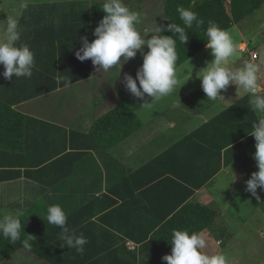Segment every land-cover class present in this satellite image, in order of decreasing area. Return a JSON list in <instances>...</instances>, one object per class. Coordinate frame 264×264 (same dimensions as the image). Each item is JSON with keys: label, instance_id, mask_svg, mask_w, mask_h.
Listing matches in <instances>:
<instances>
[{"label": "crops", "instance_id": "crops-1", "mask_svg": "<svg viewBox=\"0 0 264 264\" xmlns=\"http://www.w3.org/2000/svg\"><path fill=\"white\" fill-rule=\"evenodd\" d=\"M28 1L20 0L21 8L12 5L11 8L6 9L4 11L5 23L7 17H12L18 21L19 25V20ZM79 1H85L89 6L92 4L91 0H68V2L74 3ZM92 1L94 2V0ZM97 2L102 3L103 0H96ZM31 3L37 4L36 10L40 12L47 10L43 6H39L42 3L37 0L31 1ZM123 3L129 9L134 5L133 0H123ZM251 45V42L242 43L238 51L240 52L241 48L247 46L258 53V50ZM248 57L251 63L257 62L253 61L250 55ZM195 58H198L199 62ZM213 59L210 50L206 48L191 60L192 63L188 66L190 68L188 72L180 71L182 67L177 69L176 72L181 73H179V83L176 89L179 87L178 89L181 90V85L188 76H196L197 72L204 69ZM242 65L236 63L235 60L227 66L230 69H236ZM3 69V65H0V83ZM90 82L96 83L93 64L90 79L13 107L26 117L27 129L29 127L37 129V123H46L62 128L67 134V143L63 141V139L65 140L64 135L51 134V143H44L46 151L43 153L38 151V154L32 153L30 157L32 160L39 157L44 158L46 154L47 157H51L42 167H45L47 163L49 165L55 164L52 170L48 172L51 177L55 178L54 181L43 180V176L38 178L36 182L28 180L26 173L29 168L20 167L15 168V172L20 173L17 182H0V195L3 197L9 196L11 189H16L14 196H17L16 201L18 202L0 204V212L7 214L9 212L15 214L17 210H22L24 214L26 206L35 205L36 201L46 198L48 196L47 191L55 188L62 191L58 197L56 196L57 199H54V202L61 206L66 213L69 226L72 227L70 231L76 235L83 234L88 242L84 245V252L80 255V261L74 262L71 259L66 261L65 258L57 264L92 262L95 259L93 254H96L92 243L94 235L102 239L98 244L100 247L106 246L103 241V233L105 238H107V232L124 237L120 229L125 230V228L119 224L118 213H116V219H114L115 216L108 219L107 212L119 210L124 205V200L119 198L118 194L124 195L123 193L130 192L133 194L132 206L137 208V212L129 213L127 208L125 216H132L131 220L133 221L143 220L142 214H146L147 207L151 213V215L148 213L149 216H152V211L155 216H158L160 212L170 211L174 207L177 209L183 203L200 204L217 211L218 216L214 224L202 232L207 242V247L203 251L206 249H227L228 244L235 247L236 234L235 237H231L234 234L226 235L231 238L228 240V244L221 243L219 232L222 231L226 233L239 229L237 231L243 234L238 232V237L248 238L250 232L258 231L257 228L250 231L249 227L257 226L260 230L259 237L264 239V209L263 216L260 211L261 205L264 203V189H257L259 199L245 191L246 181L251 178L252 173L258 171L257 162L253 158L256 152V141L253 140L251 143L244 141L238 146H236L237 144L232 146L228 143L238 135L235 118H232L231 126L230 123L218 121L214 126L208 128L206 133L203 131L200 135H194L240 100L248 98V95L233 97L230 92L226 94L224 90H221L220 95L223 97L211 100L207 99L204 92L200 94L202 90L200 83L191 92L190 90L176 91L164 97L169 98L170 102L168 103L159 102V100L152 102V98L148 97L147 102H152L150 106L139 105V103L134 105L133 102H136V97H133L129 100V104L142 121V128L119 146L100 157V154L95 151L84 153L83 150H78L75 145L82 142L83 139L72 145L69 136L73 131L84 134L97 117L114 108L117 104V92L120 86L118 88L117 86L116 88L106 87L103 89L105 92H99L96 88L93 97H91L87 92L88 90L93 91L92 88L90 89ZM262 83L264 84V80ZM78 85H84V93L88 94L86 103H80V101L75 103V99L69 101L65 95H61L63 91L70 90L69 93L74 96L73 88ZM231 87L234 90L235 85L232 84ZM263 87L260 86V89L264 90ZM195 95L197 97L196 102H193ZM65 101L68 103L64 104ZM159 103L166 105L157 110L155 107ZM90 107L91 109H89ZM152 110L155 111L152 114L149 112L147 115V112ZM85 111L87 116L84 115ZM257 114L258 120L264 115L258 112ZM248 137L244 136L245 139L242 138L241 140H247ZM65 146L66 149L62 151ZM24 152H29L28 146L21 152V155ZM33 155H36L35 159H33ZM162 156L165 158L158 161ZM31 169L32 172L33 169H38L39 172V168ZM35 172L32 173V178L36 174ZM160 173L164 174L162 178L148 184L144 182L151 180L152 175H160ZM110 174L116 178L109 179ZM130 180L132 181L129 182ZM161 184L162 190L156 188ZM114 190H116L117 195L112 192ZM19 201L21 202L19 203ZM110 202H115V204L109 210L107 207ZM81 207H85L83 213L79 212ZM244 208H247L246 215H242ZM237 223L238 226H236ZM217 242L220 243L217 244ZM128 247L129 250L138 248L132 242L128 243ZM65 249L68 248L63 246L60 249L55 260L62 259V254L66 253ZM96 250H103L100 252V257L107 255L106 249ZM206 253L208 254V252ZM18 255H22L24 258L22 262L25 264H52L27 250H21L4 263H11Z\"/></svg>", "mask_w": 264, "mask_h": 264}, {"label": "trees", "instance_id": "trees-1", "mask_svg": "<svg viewBox=\"0 0 264 264\" xmlns=\"http://www.w3.org/2000/svg\"><path fill=\"white\" fill-rule=\"evenodd\" d=\"M226 2L229 3V9ZM102 4L103 2L92 3L89 6L85 1L74 3L62 0L53 4L45 3L39 5L47 9L44 12L36 10L37 4L29 1L25 6L18 25L21 34L20 43L29 45L34 53L35 66L30 78L13 77L12 80H6L3 75L1 77L0 182H17L20 173L15 172V168L20 167L29 168L26 173L28 180L36 182L38 178L43 176V180L54 181L55 178L51 177L48 172L52 170L55 164L49 165L47 163L45 167H42L51 157H47V154L44 158L39 157L36 160L30 159V157L32 153L38 154V151L42 153L46 151L44 143L50 144V136L55 133L64 135L65 140L63 139V141L67 143L66 132L56 125L46 123H37V129H31V127L27 129L26 117L13 107L92 77V61L89 59L81 62L77 59L75 53L82 47L81 37L87 36L89 42L95 39L93 32L105 15L100 9ZM263 5L264 0H165L162 29H166L170 23L183 27L177 12L178 6L191 8L192 11L198 14V18L204 21V24L200 27H197L194 23L192 28L185 29L188 34V40L185 45L177 39L176 52L178 59L176 70L183 67L206 49L205 31L209 21L214 22L222 29L231 31L235 25L259 11ZM162 34L166 36L172 35L170 31H163ZM133 97L125 89L124 85L120 86L117 92L116 106L97 117L84 134L73 131L69 136L71 144L74 145L78 140L83 139L82 142L75 145L77 149L83 150L84 153L95 151L101 157L137 133L143 124L129 104V100ZM250 101L247 97L240 100L219 118L197 131L194 135H200L203 131L206 133V130L214 126L218 121L230 123L229 125L231 126L232 118H235V125L238 126V135L228 143L232 144V146L235 144L238 146L244 141L245 143H251L255 140L250 134L253 124L258 122V114ZM244 136H249L247 140H250H244ZM242 138H244L243 141L241 140ZM44 140L45 142H43ZM26 146H28L29 152H24L21 155ZM64 149H66V146L62 151ZM35 158L36 155H33V159ZM164 158L165 156H162L158 161ZM25 164H28V166H25ZM31 168H39V172L38 169H33L32 172ZM34 172L36 177L33 176L32 178V173ZM163 175V173L152 175L150 177L151 180H145L144 182L146 184L154 182L156 179L162 178ZM113 178H116V176L113 177L110 174L109 179ZM156 188L162 190V184L156 186ZM15 191L16 189H11L10 195L6 197L0 195V204L18 202L16 201L17 196H14ZM61 192L56 188L47 191L48 196L46 198L36 201L35 205L26 206L24 214L20 216V220L24 225V232H21L20 240L11 244L9 240L0 236V264H3L21 250L33 252L52 264H57L65 260V258L66 261L68 259L74 262L80 261L82 253L77 252L75 249L72 252V248H68L60 239L62 230L55 225L48 224L46 220L47 208L50 205H56L54 199H57ZM112 192L117 195L116 190ZM123 194H118V197L124 200V205L117 211L110 213L108 211L107 218L112 219L115 216L114 219H116V213H118L119 224L125 228V230L120 229L124 237L107 232V238H105L103 233V241L106 246L100 247L98 244L102 239L94 235L92 243L94 251H96V254H93L95 259L92 262L89 261V263H82L166 264L161 258L165 255H170L172 252L170 243L173 230L202 233L214 224L218 216L217 211L207 206L183 203L177 209L174 207L170 211L160 212L158 216H155L153 211L152 216H149L151 213L147 207L146 214H142L143 220L133 221L131 220L132 216H125L127 208L130 211L129 213L137 212V208L132 206L133 194L131 192ZM106 198L109 199L108 197ZM113 204L115 202H110L107 209H112ZM83 208L85 207L79 208L80 213H83ZM109 225L111 226V224ZM66 226L69 230L72 229L69 226L68 219ZM26 235H31L32 237L29 238ZM24 239H30V249L22 247L21 241ZM129 242L136 244L138 248L129 250ZM61 245L68 249H65L66 253L62 254V259L55 260L57 253L60 252ZM96 249H106L107 255L100 257V252L103 250L97 251Z\"/></svg>", "mask_w": 264, "mask_h": 264}, {"label": "clouds", "instance_id": "clouds-1", "mask_svg": "<svg viewBox=\"0 0 264 264\" xmlns=\"http://www.w3.org/2000/svg\"><path fill=\"white\" fill-rule=\"evenodd\" d=\"M100 9L105 15L93 32L95 39L89 42L87 36L81 37L82 47L75 53L77 59L81 62L90 59L94 66H98L97 72L109 71L117 66L121 69V58L123 63H127L137 55V51L146 47L148 51L142 53L143 62L136 72L135 79L131 75H125L124 87L132 96L141 100L147 94L152 98V102L170 95L179 83L176 72L178 59L176 41L178 39L185 45L188 40L185 29L192 28L194 23L200 27L204 21L198 18V14L191 8L178 6L177 12L183 27L170 23L166 29L160 27L156 29L160 34H152L150 39H145L148 35H142L136 28L140 22L139 13L130 10L123 0H103ZM163 31H170L172 35H163ZM205 36L206 48L210 50L214 59L197 72L196 78L201 81L207 99L215 100L221 97V90H226L233 84L237 88H242L245 93L252 94L251 105L258 113L264 114V95L257 94L260 90L258 65L248 62L236 70L230 69L227 65L237 55L240 47L234 41L231 32L209 21ZM20 41L18 21L7 17L6 23L0 25V65L5 69L2 75L6 80L32 76L35 66L34 53L29 45ZM151 103L145 101L143 106H150ZM250 135L256 141L253 158L257 162L258 171L252 173L251 178L246 181L245 191L259 199L257 189H264V115L253 124ZM22 215L23 211L17 210L15 214L0 217V236L9 240L11 244L20 240L21 232H24V225L20 220ZM46 220L48 224L62 230L60 239L68 248H74L79 253L84 252V245L88 241L83 234L76 235L69 230L66 226L67 215L61 206L50 205L47 208ZM21 244L24 249L31 248L30 239L22 240ZM170 244L171 254L161 258L166 264H227V257L224 254L208 255L203 251L207 247L203 233L173 230Z\"/></svg>", "mask_w": 264, "mask_h": 264}, {"label": "rangeland", "instance_id": "rangeland-1", "mask_svg": "<svg viewBox=\"0 0 264 264\" xmlns=\"http://www.w3.org/2000/svg\"><path fill=\"white\" fill-rule=\"evenodd\" d=\"M16 1L17 0H0V22H1L0 25L5 24L4 11L6 9L11 8L12 5L16 6V8L17 7L21 8V5L19 4L20 0L17 3ZM31 1H34V0H29V2ZM37 1L39 3L45 4V3H52V2H60L61 0H37ZM91 3H96V0H94V2L91 0ZM133 4L134 5L131 6L130 10L139 13V16H140V22L136 25L137 30L144 36L148 35L147 37H145V39H150L152 34H159L156 32V29L158 27L161 28L162 17L164 16L165 0H133ZM226 5H227V8L229 9L228 2H226ZM230 32L236 44L241 45L242 43L251 42L252 43L251 46L254 49L258 50L260 57L257 60V62H255L254 64L258 65L259 67L258 84L260 86H264V84L262 83V80H264L263 79L264 78V5L255 14L248 17V19L235 25L234 28ZM147 51L148 49L146 47L137 51V55L134 58H131L127 63H123V58H121V64H122L121 69L119 68V66H117L113 69H110L109 71L100 70L97 72L98 66H94V79H96V83L94 82V84H92L90 82L91 83L90 89L92 88L93 91L88 90L87 92L91 95V97H93V92H95L96 88L99 90V92L101 91L105 92L103 89H106V87L116 88L117 86L118 88L119 86L124 85L125 75H131L135 79L136 72L139 69V67H141L142 62H143L142 53H146ZM198 58H195V60L196 59L198 60ZM235 60H236V63H241L243 65L245 63L251 62L248 55H242L239 51L237 52V55L232 59L231 64ZM191 63H192L191 61L187 62L185 66L182 67V70L180 69V71L188 72L190 69L188 66L189 64L191 65ZM236 69L232 68V70H236ZM179 73L181 72L177 73L178 79L180 77ZM186 79L187 80L189 79V80L188 81L186 80L184 82L185 84L183 83L184 85L182 86L181 90L178 89L179 88L178 87L173 92L186 91V90L187 91L190 90L191 92V90L196 85H199L201 83V81L197 79L196 76H193V77L188 76ZM231 86L232 84H230L227 87V89L224 90L226 94L230 92L231 96L233 97L248 95V98L250 100L252 99V94L245 93L242 88H237V86H235L233 90V87ZM73 90L75 91L74 96L71 93H69L70 90L63 91L61 95L62 96L65 95L69 101L70 100L73 101V99H75L76 100L75 103L77 101L78 102L80 101V103H86L88 101V98H87L88 94L84 93V90H85L84 85L75 86ZM200 94H203V90H201ZM196 95L193 98V102H196V98H197ZM60 101H63V100H60ZM135 101L136 102H133L134 105L138 103L139 105L144 104L145 101H148V96L147 94H145V98L143 100H141L140 98H135ZM159 102L168 103L170 101H169V98L167 99L162 98L159 100ZM66 103H68V101L64 102V104ZM165 105L166 104L159 103L158 106L155 108L158 110L159 107H164ZM89 109H91V107ZM154 111L155 110L148 111L147 115L149 114V112L152 114ZM86 114L87 113L85 111L84 115L87 116ZM263 209H264V203L261 205V208H260L262 216H263ZM257 212L259 213L258 209H257ZM9 214H13V213L9 212ZM246 214H247V208H244L242 210V215H246ZM4 215H8V214L0 212V217H3ZM238 225L239 224L237 223L236 226ZM249 228H250V231L254 230L253 228H257L258 231L253 232V233L250 232V236L248 238H245L244 236L238 237L239 236L238 232L241 233L240 231H237L239 229L233 230L231 232H226V233H224L223 231L219 232L221 243H226V244H228V240H231V238H229L226 235L234 234V236H231V237H235V234H236L237 238L234 239L235 247H232L231 245L228 244L227 249H209V250L206 249L205 252H208V255H214L217 253L224 254L227 257V264H264V239L261 238V236L259 237L260 230L257 226L255 227L250 226ZM23 259L24 258L22 257V255L21 256L18 255L9 264H25L24 262H22Z\"/></svg>", "mask_w": 264, "mask_h": 264}, {"label": "built area", "instance_id": "built-area-1", "mask_svg": "<svg viewBox=\"0 0 264 264\" xmlns=\"http://www.w3.org/2000/svg\"><path fill=\"white\" fill-rule=\"evenodd\" d=\"M240 52H242L243 54L250 55L251 56V59L253 61H257L259 59V54L256 51H253V50L249 49V47H247V46L241 48L240 49ZM257 94L264 95V90L260 89Z\"/></svg>", "mask_w": 264, "mask_h": 264}]
</instances>
